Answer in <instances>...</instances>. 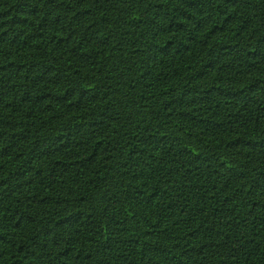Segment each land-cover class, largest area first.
<instances>
[{"label": "trees", "instance_id": "16d2710c", "mask_svg": "<svg viewBox=\"0 0 264 264\" xmlns=\"http://www.w3.org/2000/svg\"><path fill=\"white\" fill-rule=\"evenodd\" d=\"M0 264H264V0H0Z\"/></svg>", "mask_w": 264, "mask_h": 264}]
</instances>
